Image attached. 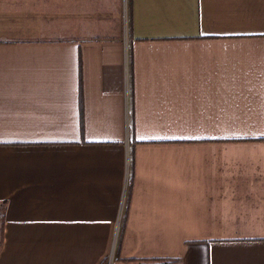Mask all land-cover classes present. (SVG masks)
Masks as SVG:
<instances>
[{
  "label": "crops",
  "instance_id": "1",
  "mask_svg": "<svg viewBox=\"0 0 264 264\" xmlns=\"http://www.w3.org/2000/svg\"><path fill=\"white\" fill-rule=\"evenodd\" d=\"M114 246L264 264V0H0V264Z\"/></svg>",
  "mask_w": 264,
  "mask_h": 264
},
{
  "label": "rangeland",
  "instance_id": "2",
  "mask_svg": "<svg viewBox=\"0 0 264 264\" xmlns=\"http://www.w3.org/2000/svg\"><path fill=\"white\" fill-rule=\"evenodd\" d=\"M116 244V243H114ZM114 250H115V246L113 247V250H111V254H110V257L108 258V254H107V257H106V261L104 262V264H110L112 263L111 261L114 260ZM108 258V259H107Z\"/></svg>",
  "mask_w": 264,
  "mask_h": 264
},
{
  "label": "trees",
  "instance_id": "3",
  "mask_svg": "<svg viewBox=\"0 0 264 264\" xmlns=\"http://www.w3.org/2000/svg\"><path fill=\"white\" fill-rule=\"evenodd\" d=\"M171 261H162L160 264H170Z\"/></svg>",
  "mask_w": 264,
  "mask_h": 264
}]
</instances>
